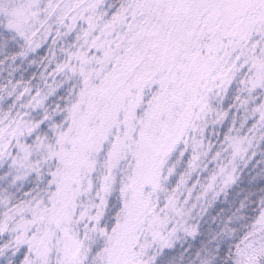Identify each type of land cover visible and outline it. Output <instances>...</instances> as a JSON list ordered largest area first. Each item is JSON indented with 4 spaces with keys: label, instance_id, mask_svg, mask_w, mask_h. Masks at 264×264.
I'll return each mask as SVG.
<instances>
[{
    "label": "snow or ice",
    "instance_id": "6c2138e0",
    "mask_svg": "<svg viewBox=\"0 0 264 264\" xmlns=\"http://www.w3.org/2000/svg\"><path fill=\"white\" fill-rule=\"evenodd\" d=\"M0 264H264V0H0Z\"/></svg>",
    "mask_w": 264,
    "mask_h": 264
}]
</instances>
